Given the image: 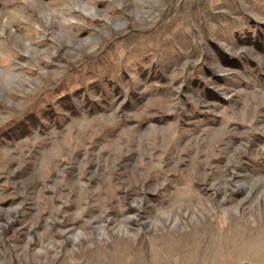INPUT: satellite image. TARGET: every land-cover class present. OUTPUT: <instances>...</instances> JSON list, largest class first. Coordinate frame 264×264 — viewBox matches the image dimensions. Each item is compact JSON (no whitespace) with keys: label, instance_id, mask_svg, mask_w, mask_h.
Listing matches in <instances>:
<instances>
[{"label":"rangeland","instance_id":"1","mask_svg":"<svg viewBox=\"0 0 264 264\" xmlns=\"http://www.w3.org/2000/svg\"><path fill=\"white\" fill-rule=\"evenodd\" d=\"M0 264H264V0H0Z\"/></svg>","mask_w":264,"mask_h":264},{"label":"trees","instance_id":"2","mask_svg":"<svg viewBox=\"0 0 264 264\" xmlns=\"http://www.w3.org/2000/svg\"><path fill=\"white\" fill-rule=\"evenodd\" d=\"M25 126L26 125H24L23 124V122H21V123H18V124H16L15 126H13V127H11V129H9L8 131H6L5 133H3V135H5V136H10L11 134H12V132L13 131H25L26 129H25Z\"/></svg>","mask_w":264,"mask_h":264}]
</instances>
